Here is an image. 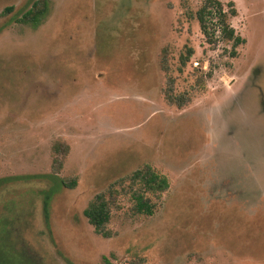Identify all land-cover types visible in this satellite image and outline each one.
<instances>
[{"label": "rangeland", "instance_id": "1", "mask_svg": "<svg viewBox=\"0 0 264 264\" xmlns=\"http://www.w3.org/2000/svg\"><path fill=\"white\" fill-rule=\"evenodd\" d=\"M232 1L236 57L202 0H49L36 27L0 0V264H264V0ZM145 164L169 181L153 214L127 178ZM111 184L104 237L84 209Z\"/></svg>", "mask_w": 264, "mask_h": 264}, {"label": "trees", "instance_id": "2", "mask_svg": "<svg viewBox=\"0 0 264 264\" xmlns=\"http://www.w3.org/2000/svg\"><path fill=\"white\" fill-rule=\"evenodd\" d=\"M227 7V8H226ZM49 0H29L27 8L22 12L20 21L38 26L42 23L49 12ZM10 10L11 8H6ZM237 14V8L234 1L224 2L222 0H202L200 7L196 10L194 16L199 24L207 43L211 46H216L219 41L229 40L232 42L230 56L236 57L238 54L237 46L244 43L245 39L236 32V29L230 22V17ZM167 69V67H166ZM210 77L211 74L208 73ZM174 79L168 80V87L165 90V98L170 104H175L178 107L186 105L190 98L186 94L173 93ZM57 153L63 152L61 145H55ZM65 151V149H64ZM62 166V160L55 157L53 162L52 174L58 176V171ZM130 184H138V187L133 190V197L136 200L135 208L137 212L153 214L154 207L157 205L152 202L147 193H154L158 198L162 192L169 188V181L166 175L156 171L150 164H145L141 168L134 170L127 176ZM6 178L0 179L3 182ZM60 187H74L77 184L75 178L68 179L59 177ZM111 184L106 191H100L94 195L92 200L84 209V215L93 225L96 233L111 237L112 231L109 228L111 218V207L114 204L111 195L115 189ZM109 193V195H108ZM51 195H47L43 200V212L47 226H49V206Z\"/></svg>", "mask_w": 264, "mask_h": 264}, {"label": "built area", "instance_id": "3", "mask_svg": "<svg viewBox=\"0 0 264 264\" xmlns=\"http://www.w3.org/2000/svg\"><path fill=\"white\" fill-rule=\"evenodd\" d=\"M194 64L196 65V64H198V62H196V61H195V63H194Z\"/></svg>", "mask_w": 264, "mask_h": 264}]
</instances>
